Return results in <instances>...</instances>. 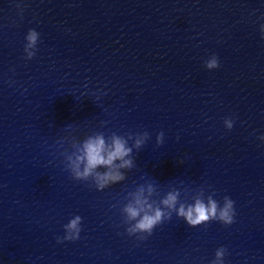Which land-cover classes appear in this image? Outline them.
I'll return each mask as SVG.
<instances>
[{
  "label": "water",
  "instance_id": "obj_1",
  "mask_svg": "<svg viewBox=\"0 0 264 264\" xmlns=\"http://www.w3.org/2000/svg\"><path fill=\"white\" fill-rule=\"evenodd\" d=\"M98 134L132 149L103 190L72 170ZM141 187L154 207L211 198L217 219L162 209L132 233ZM221 248L217 264H264V0H0V264H214Z\"/></svg>",
  "mask_w": 264,
  "mask_h": 264
},
{
  "label": "clouds",
  "instance_id": "obj_2",
  "mask_svg": "<svg viewBox=\"0 0 264 264\" xmlns=\"http://www.w3.org/2000/svg\"><path fill=\"white\" fill-rule=\"evenodd\" d=\"M29 47L35 45L37 40V33L35 30H30L28 37ZM31 56L32 54L29 53ZM216 61L213 60L208 64V68L216 67ZM231 127V125H229ZM147 136V133H145ZM163 140V133L157 136L158 144ZM143 140L138 139L135 143L136 148H140ZM78 155L72 161V170L75 174V179H87L94 176L98 189L103 190L109 184H116L124 179L123 175L118 171L119 168H131L132 161L126 159L131 154L132 149L127 146V142L120 136L115 134L111 137V143H106L103 134H98L95 137L87 138L82 146L77 150ZM121 163L117 164L116 162ZM81 165L83 170L81 171ZM106 168L108 171L103 174L97 172L98 168ZM149 196L155 192L152 184L147 186ZM179 191H169L159 201V206L154 207V203H150L147 198H144V188L141 187L135 195L134 203L128 204L124 208V212L130 221H136L133 228L129 229L130 232H145L149 236L152 235L153 230L165 219H171V216L166 217L162 209H168L169 212L175 211L177 216L182 218L190 227H196L201 224L207 223L211 219H217L218 204L215 200L209 198L207 203L201 199H196L194 204L185 206L179 203ZM162 206V207H161ZM233 201L225 197V204L219 211L218 219L225 225L233 223ZM81 223V217L75 216L66 226V235L63 239L66 241H76L79 239L81 229L78 227ZM58 243L62 242L58 239ZM224 255V249L221 248L216 252L217 262Z\"/></svg>",
  "mask_w": 264,
  "mask_h": 264
}]
</instances>
